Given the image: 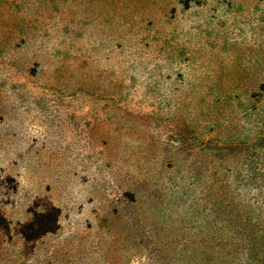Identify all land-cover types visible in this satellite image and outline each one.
I'll use <instances>...</instances> for the list:
<instances>
[{
	"label": "rangeland",
	"instance_id": "374dc122",
	"mask_svg": "<svg viewBox=\"0 0 264 264\" xmlns=\"http://www.w3.org/2000/svg\"><path fill=\"white\" fill-rule=\"evenodd\" d=\"M254 198L264 0H0V264H217Z\"/></svg>",
	"mask_w": 264,
	"mask_h": 264
},
{
	"label": "trees",
	"instance_id": "16d2710c",
	"mask_svg": "<svg viewBox=\"0 0 264 264\" xmlns=\"http://www.w3.org/2000/svg\"><path fill=\"white\" fill-rule=\"evenodd\" d=\"M256 214L245 239H238L231 248L219 249L217 264H264V213L262 202L254 198ZM231 244V243H228Z\"/></svg>",
	"mask_w": 264,
	"mask_h": 264
}]
</instances>
